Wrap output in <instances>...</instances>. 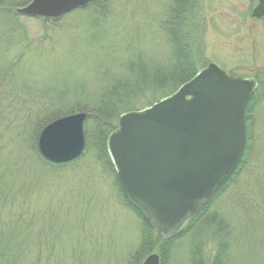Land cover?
I'll list each match as a JSON object with an SVG mask.
<instances>
[{
  "label": "rangeland",
  "instance_id": "rangeland-1",
  "mask_svg": "<svg viewBox=\"0 0 264 264\" xmlns=\"http://www.w3.org/2000/svg\"><path fill=\"white\" fill-rule=\"evenodd\" d=\"M31 1L0 0V254L17 264H143L160 245L141 249L142 219L124 204L93 139L64 165L42 156L38 138L56 116L113 92L132 62L150 72L169 65L162 23L174 0H104L59 20L16 12ZM256 5L201 0L197 11L195 72L215 63L259 91L239 171L172 244L166 264H215L218 255L219 264H264V17L252 16Z\"/></svg>",
  "mask_w": 264,
  "mask_h": 264
},
{
  "label": "water",
  "instance_id": "water-1",
  "mask_svg": "<svg viewBox=\"0 0 264 264\" xmlns=\"http://www.w3.org/2000/svg\"><path fill=\"white\" fill-rule=\"evenodd\" d=\"M94 0H32L17 13L58 19ZM252 16H264V0ZM256 82L210 63L174 94L125 113L109 151L127 200L164 240L185 231L238 169L247 146L246 109ZM85 112L54 120L38 147L51 163L79 158L86 145ZM143 264H160L153 253Z\"/></svg>",
  "mask_w": 264,
  "mask_h": 264
},
{
  "label": "trees",
  "instance_id": "trees-1",
  "mask_svg": "<svg viewBox=\"0 0 264 264\" xmlns=\"http://www.w3.org/2000/svg\"><path fill=\"white\" fill-rule=\"evenodd\" d=\"M174 3L172 10L162 23L163 27L168 32L171 44L169 65L167 67H155V69H152L150 72L144 61L132 62L130 66V75L122 77L118 84L114 86L113 92L98 96L95 100L89 101L80 109L87 113L85 122V135L87 141L93 139L97 157L108 162L106 170L114 177L119 192L123 197L124 204L142 219L144 229L141 249L143 251L153 252L157 246L155 244L156 242L160 245L161 264L168 263L171 257L170 247L186 232L172 240L163 241L159 234L148 225L141 214L128 203L117 180L116 171L109 153L108 139L111 133L118 128V120L121 115L126 112L142 110L151 106L153 103L173 94L180 86L191 80L197 74L195 72V35L193 34H195V21L197 20L196 16L201 5V0H174ZM96 6L99 8L103 7L104 0H94L93 3L84 9L95 8ZM154 91L157 92L154 93ZM258 91L259 87L247 108V118L249 110L258 96ZM158 92H161L163 95L162 97L155 98ZM148 94H150V97L147 96ZM141 99H143V101H150V103L140 107L137 101L140 102ZM68 114L71 113H67V115ZM59 117L60 115L56 116V118ZM226 188L227 185L212 199L210 205ZM202 215L203 214H201L198 219ZM8 239L13 240L10 236ZM3 252L4 254H0V258H3L4 264H17V259L16 263H7V260L4 258V255L5 257L7 255V251ZM221 260L222 256L218 255L215 264H219Z\"/></svg>",
  "mask_w": 264,
  "mask_h": 264
}]
</instances>
